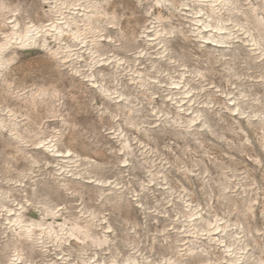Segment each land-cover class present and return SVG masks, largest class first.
Returning <instances> with one entry per match:
<instances>
[{"label":"rangeland","instance_id":"obj_1","mask_svg":"<svg viewBox=\"0 0 264 264\" xmlns=\"http://www.w3.org/2000/svg\"><path fill=\"white\" fill-rule=\"evenodd\" d=\"M0 264H264V0H0Z\"/></svg>","mask_w":264,"mask_h":264}]
</instances>
